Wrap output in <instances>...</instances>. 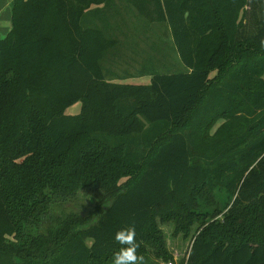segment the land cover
<instances>
[{"label": "trees", "instance_id": "1", "mask_svg": "<svg viewBox=\"0 0 264 264\" xmlns=\"http://www.w3.org/2000/svg\"><path fill=\"white\" fill-rule=\"evenodd\" d=\"M11 7L0 264H112L126 229L146 264L176 262L167 224L192 238L178 264H264V0ZM84 192L88 212L50 217L55 198Z\"/></svg>", "mask_w": 264, "mask_h": 264}, {"label": "rangeland", "instance_id": "2", "mask_svg": "<svg viewBox=\"0 0 264 264\" xmlns=\"http://www.w3.org/2000/svg\"><path fill=\"white\" fill-rule=\"evenodd\" d=\"M14 0H0V38H5L12 27V2ZM152 78V74L147 75H135L129 78L123 79V83H132V84H149ZM81 110V103H77L73 105L68 113L71 115L78 114ZM217 202L219 205V209L225 213L229 210L225 205L227 200L223 192L219 191L217 195ZM95 206L94 198L87 194L81 193L77 199L70 200L69 202H64L58 200L57 198L54 199V203L52 206V212L50 217L56 218L58 216H62L65 214L70 213H84L88 212L92 207ZM217 219H222V215H220ZM163 230L165 232L167 243L169 250L173 253L176 262L188 256L192 238L184 239L183 236L173 237L174 226L172 224L164 225ZM196 229V228H195ZM45 227H41L38 229V232L44 231ZM194 231V230H193ZM163 264V262L161 263Z\"/></svg>", "mask_w": 264, "mask_h": 264}, {"label": "clouds", "instance_id": "3", "mask_svg": "<svg viewBox=\"0 0 264 264\" xmlns=\"http://www.w3.org/2000/svg\"><path fill=\"white\" fill-rule=\"evenodd\" d=\"M115 239L122 246L127 245V247H121L114 255L112 264H146L145 257L137 253L134 229H126L118 232ZM85 244L87 247L91 248L94 244V240H86Z\"/></svg>", "mask_w": 264, "mask_h": 264}, {"label": "built area", "instance_id": "4", "mask_svg": "<svg viewBox=\"0 0 264 264\" xmlns=\"http://www.w3.org/2000/svg\"><path fill=\"white\" fill-rule=\"evenodd\" d=\"M166 264H177V263H175V262H169V263H166Z\"/></svg>", "mask_w": 264, "mask_h": 264}]
</instances>
